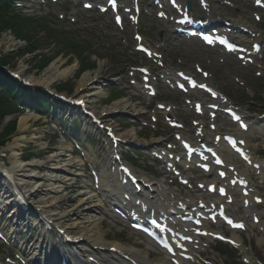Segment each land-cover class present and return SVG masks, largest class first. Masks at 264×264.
<instances>
[{
    "label": "bare ground",
    "instance_id": "bare-ground-1",
    "mask_svg": "<svg viewBox=\"0 0 264 264\" xmlns=\"http://www.w3.org/2000/svg\"><path fill=\"white\" fill-rule=\"evenodd\" d=\"M61 65L52 63L44 71L40 80L33 81L35 83L51 86L54 81L65 79L72 75L77 66L73 64L61 69ZM95 78H97V73L93 75H84L78 84V87L85 88L80 91L79 96L87 103H90L94 96H98L102 93L93 82L87 83ZM133 107V105L128 104L127 100H119L114 102L108 110L112 111L119 108L126 110ZM136 111L137 110L134 112ZM35 119L36 117L34 116H21L19 118L17 129L20 134L16 135L5 149L10 153V165L7 166L8 170L17 176L20 184H26L29 187L30 193L33 192V195H35L36 198L42 200L46 205L40 207L42 210L51 208L53 205L50 204L56 200H61L65 203L57 205L54 211L57 215L56 219L53 221L64 222L67 231H74L73 235L76 239L81 237L84 239V241L80 243V248H82L83 252L98 254L100 255V258H104L106 253L103 251L100 253L97 250H94V247H106V252H108L110 247H115L120 251L131 253L132 256L136 257L141 262L146 263L148 260H151L150 251L148 250V248L151 247V243L149 242L146 249L134 250L132 248H127L118 244L114 245L115 243H107L105 241L107 234L102 230V220L98 213L102 211L99 206L100 201L96 199V196L88 189V187L85 186L73 189L72 183L70 182L72 175H74L73 169L79 166L80 160L71 156L69 146L63 142L57 145L55 153H51L45 157L46 163L38 161L23 162L21 160L20 149L23 147V142L27 141V137L24 133L29 127L31 123L30 121ZM136 135L137 131L134 128H131L122 136L133 139L136 138ZM33 139H38V137L35 136ZM44 165H46L47 168H44ZM79 171L80 169L77 170V175L80 174ZM103 184H106L104 178L101 179V185ZM153 189L156 194L154 197L159 198L167 195L166 191L157 186H154ZM82 204L87 206L85 210H79L82 209ZM70 216L74 221L72 224H70L68 220ZM236 238L242 241L241 236L236 235ZM166 261L167 260L164 258H156L153 259L152 262L153 264H167Z\"/></svg>",
    "mask_w": 264,
    "mask_h": 264
},
{
    "label": "rangeland",
    "instance_id": "rangeland-1",
    "mask_svg": "<svg viewBox=\"0 0 264 264\" xmlns=\"http://www.w3.org/2000/svg\"><path fill=\"white\" fill-rule=\"evenodd\" d=\"M37 15H39V14H37ZM51 20H53V19H51ZM51 28L57 32L58 31H60V32L64 31L66 33L67 32L70 33V31L72 33H76L78 30L77 28H74V27H71L68 25H67L68 29H66L64 26H59V25L57 26L54 24L51 25ZM90 31H96V30H88L87 32H90ZM37 33L39 34L38 35L39 39H37L38 43H39V47H38V52L34 51V53L40 52L41 54H44V55L47 54V56H44L46 58L54 59V57H55V59L47 67H45L43 70L38 71L35 66H40L41 63L38 62L39 59H37L36 61L32 60L31 58L33 57L34 53L33 54L31 53V54H27L23 57H20L18 59L16 58V60L11 61V63H10L11 66H15V67L20 66V69L25 76H28L34 80H40L42 75L44 74V71L52 63H55L56 65L62 64L61 69H63L65 67L70 66L71 63L75 62L74 61L75 57L70 53L66 54L64 51H59L60 52L59 55L54 56V53L57 52V46H55L54 40L47 39V41H46L44 39V30H42L40 28H38ZM64 35L67 37L68 41H71L73 43L82 44L84 41H87V39H83L81 37V35H78V34L73 35L71 33L70 34L67 33ZM89 39L93 40V42L96 43L95 41L97 40V38L93 37V35H91L89 37ZM40 40L42 41V43ZM98 40H100V39H98ZM23 46H24V43L15 39L14 35L10 34V32L7 31V32H3L0 34V54H4V53L7 54L9 52H16L17 50H20ZM99 52H101V54H103L104 58L97 60V67L94 70L87 71L86 73H84V75H93L94 73H98V75H104L107 78H114L115 84L103 83L102 85L97 86L98 89H100V91L102 93L98 96L93 97V99L89 105L93 109L100 111L102 109L110 108L114 102L119 101V100H127L128 103L132 102L131 100L134 98L133 93L126 89L123 82L120 81V78H119L123 75V69L121 68V66L117 62H122L126 58L124 57L123 59H120V57L118 56L117 58L111 59L110 57H108V55H106V53L104 51L99 50ZM61 53H63L64 55H61ZM92 59H95V56H93ZM115 60L117 62H115ZM112 74H114V77H111ZM83 76L81 75L80 78H75L73 75H71L65 79L56 80L53 82L52 87L56 88L60 83L68 80V82L70 83L69 88L71 89V91H67L66 93L73 94L76 90V87L79 84V81L82 80ZM110 85H115L123 93V97H121L120 99H118L114 102H111V103L106 101V97L108 96L109 91H110L109 90ZM64 91H66V90H64ZM137 107H139V106H137ZM110 121L120 131L121 134H124L128 129H131L130 125L126 126L124 124L125 122L124 123L121 122V119H119L118 117H113L110 119ZM1 128H2V126L0 125V131H1ZM134 128L136 131H138V127H134ZM41 129L42 128L39 126L38 123H34L32 126H30L25 131L24 134L27 137L26 138L27 141L23 142V148H22V151H20V152H22V155H24L26 153L34 152V151L41 152V153H42V151H44L42 148H44V145H45L48 137L44 136L40 132ZM143 133H144V131H138L139 136H142ZM18 134H20V132H17L15 135H13L10 138L9 142H12V139H14V137ZM35 136H37L38 139H33ZM145 138L150 139L149 136H146ZM6 142L7 141H5L4 145L7 146L8 142L7 143ZM60 142H61L60 138L59 139L53 138V140L50 141L49 145L54 147V146H56V144H59ZM0 147H1V143H0ZM45 151L47 154L51 152L50 149L49 150L46 149ZM71 182H73V180H71ZM85 182H86L85 180L76 181L75 183L73 182L72 187H73V189L82 187ZM81 206H82V209H79V210H83V209L87 208V206H84V205H81ZM101 227H102V230L107 234L105 237L106 242L119 243V244L125 245L127 247L134 248L135 250H140V249L146 248L145 239L142 238L140 235H137L134 232L130 231L129 229L125 228V226L117 219H111L110 220V219L102 218ZM244 239L247 240L248 237L244 236ZM254 239H255V237H253V240ZM253 240H252V244L254 243ZM256 252L262 259H264V247L263 246H260L258 248V250L256 249Z\"/></svg>",
    "mask_w": 264,
    "mask_h": 264
},
{
    "label": "trees",
    "instance_id": "trees-1",
    "mask_svg": "<svg viewBox=\"0 0 264 264\" xmlns=\"http://www.w3.org/2000/svg\"><path fill=\"white\" fill-rule=\"evenodd\" d=\"M2 10H5V8L0 4V11ZM25 25H26V21H23L19 17H15V18H1L0 17V30L12 27L17 37L21 39H25V40H30L31 35L29 34L28 31H25L24 29ZM33 49H34V46L30 45L29 50H33ZM5 59L8 60L7 58ZM14 129H15V124L12 123L8 125L7 130L5 132L7 134L9 132H12Z\"/></svg>",
    "mask_w": 264,
    "mask_h": 264
},
{
    "label": "snow or ice",
    "instance_id": "snow-or-ice-1",
    "mask_svg": "<svg viewBox=\"0 0 264 264\" xmlns=\"http://www.w3.org/2000/svg\"><path fill=\"white\" fill-rule=\"evenodd\" d=\"M257 3H258V4L261 3V0H257ZM89 6H90V5H89ZM117 19H119V18H117ZM204 39H205L208 43H212V42H213L211 39H209L208 36H205ZM220 42H221V43H224V41H223L222 39L220 40ZM228 47H229V49H231L233 46H232L231 44H229ZM183 86H184L183 84L180 85V87H183ZM200 87L203 88V87H205V85L202 84V85H200ZM213 95H215V93H213ZM235 119L239 120V117L237 116V117H235ZM242 127H246V126H245V125H242ZM213 155H214V154H213ZM209 162H211V161H209ZM215 164H216V165L221 164V160H220V159H215ZM203 167L205 168V170H208V164H207V163H205V164L203 165ZM123 171L127 172V169H123ZM219 175H220L221 177H224V176H225V172L221 171V172L219 173ZM219 191H220L221 194H223V193H224V188L221 187V188L219 189ZM221 214L224 215V216H226V213H224L223 210H221ZM153 223L155 224V223H157V221H153ZM227 223H229L230 225H233L234 227H243L242 224H233V221H232L231 219H227ZM219 238L224 239V237H219Z\"/></svg>",
    "mask_w": 264,
    "mask_h": 264
}]
</instances>
